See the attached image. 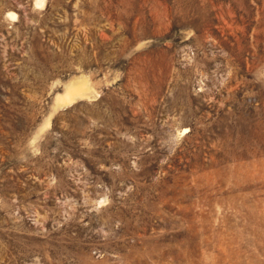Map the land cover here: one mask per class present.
<instances>
[{"label":"rangeland","instance_id":"374dc122","mask_svg":"<svg viewBox=\"0 0 264 264\" xmlns=\"http://www.w3.org/2000/svg\"><path fill=\"white\" fill-rule=\"evenodd\" d=\"M0 264H264V0H0Z\"/></svg>","mask_w":264,"mask_h":264}]
</instances>
